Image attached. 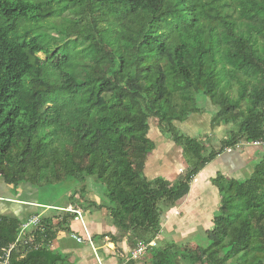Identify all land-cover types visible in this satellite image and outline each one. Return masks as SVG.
Listing matches in <instances>:
<instances>
[{"label": "trees", "instance_id": "16d2710c", "mask_svg": "<svg viewBox=\"0 0 264 264\" xmlns=\"http://www.w3.org/2000/svg\"><path fill=\"white\" fill-rule=\"evenodd\" d=\"M200 96L216 108L212 131L232 125L215 154L177 129L201 114ZM151 120L182 149L188 167L177 181L145 177ZM257 142L264 0H0V188L41 195L94 177L106 190L99 209L117 234L103 239H127L134 250L155 242L150 264H193L180 246L157 241L164 209L188 196L218 154ZM254 148L263 155L250 177L212 180L221 201L208 245L198 246L205 264H264V146ZM76 195L79 206L86 186L69 201ZM69 216L56 226L41 219L9 264H58L50 246L69 231ZM23 227L0 214V254Z\"/></svg>", "mask_w": 264, "mask_h": 264}, {"label": "crops", "instance_id": "0c3cea01", "mask_svg": "<svg viewBox=\"0 0 264 264\" xmlns=\"http://www.w3.org/2000/svg\"><path fill=\"white\" fill-rule=\"evenodd\" d=\"M148 137L154 143L155 150L148 158L145 173L148 176L150 175L151 180L162 178L161 176L165 175L164 179L170 182L177 181L183 174L180 171L185 172L187 168L186 163L184 164L183 161L182 149L165 137L159 127H156V124H154V127H150ZM226 139L224 138L223 141ZM245 154H248V156ZM254 156L256 158L260 157V150L246 145H241V147L236 149H228L218 154L195 177L196 182L191 184L188 196L177 203L171 212L168 211L163 214L161 235L165 232L174 233V239L204 237L206 231L212 226V219L220 207L221 200L218 190L212 185V180L218 175L225 178L229 176L227 179L235 180H240V176L245 178V174L249 173V166L259 159L251 160L250 158ZM158 162L161 163L160 169H165L164 172L158 170L159 168L152 171L154 166L158 167ZM250 162L251 164H249ZM148 166H150V170H147ZM0 189V214L19 219L22 222L24 227L21 231V238L31 235L37 227L42 226L41 219H52V226H56L62 220L61 215L64 217L69 216V213L66 214L61 209L78 207L82 211L84 225L80 221H76V217L74 219L69 218L67 220L69 231L57 232L56 238L50 246L53 252L60 254L62 257L58 264H94L91 259L89 261L91 252L96 256L99 264L128 263V258L134 249L130 246L127 239H118L119 241L114 243L110 237L102 238V236L110 233L112 235L117 234L109 222L108 211L105 208L99 209V206H102L103 203L93 193H88L85 201L83 200L82 202L80 200L81 204L79 206L75 204L76 199L79 200V196L76 195L75 200L69 201L70 203L67 207L61 208L54 204L42 203L39 200L40 194H38V191L31 188L26 189L23 186L19 188L20 197L28 196V198L6 197L3 194L11 188L2 186ZM212 196L215 198V202L209 206L208 200H211ZM56 210H59V212H56ZM175 211H178V214H174ZM63 212L64 214H60ZM55 217L60 218L56 219ZM178 223L180 224L178 225ZM31 229L32 231L28 232ZM85 230L93 238L95 251L87 242L79 244L74 238H83ZM199 233L200 236L196 237L195 234ZM85 245H88L90 250L85 249L83 247ZM147 257L144 256L138 264L143 263ZM146 263H148L147 260Z\"/></svg>", "mask_w": 264, "mask_h": 264}, {"label": "rangeland", "instance_id": "374dc122", "mask_svg": "<svg viewBox=\"0 0 264 264\" xmlns=\"http://www.w3.org/2000/svg\"><path fill=\"white\" fill-rule=\"evenodd\" d=\"M161 26H165L163 23L160 24ZM42 58H44L43 55H40ZM102 106L105 107V104L102 103ZM198 108L201 111V114H194V115H190L189 118L187 119L186 122H184L183 124H180V126H177L178 131L180 132V134L186 136V137H190V138H195L198 142L199 145H201L203 148H205L206 153L205 154H215L217 152H219V150L221 149V143L223 141L224 138H228L229 136V132L232 129V125H223L221 127H218L216 129H214L213 131L211 130V123H212V117L216 111V108H214L213 106L210 105V103L203 97L200 96V102L198 105ZM151 127H154V124H156V127L158 128L157 123L154 120H151L149 122ZM241 146H238V148ZM260 150V157L254 156L252 159H258L256 161H254V163L252 165L249 166V175L251 176L254 170L255 165L257 164V162H259V160L261 159L262 155H263V150ZM248 156V154H245ZM184 164L186 163L185 159H183ZM251 164V162L249 163ZM157 166H154L152 171L154 169H158L161 172H164V168L160 169L161 163L158 162ZM186 166L188 167L187 163ZM150 166L147 167V170H150ZM187 170V168H186ZM248 174H245L246 177H242L240 176V180H245L248 178ZM145 177L148 178V180L151 181L150 179V175L148 176L145 173ZM163 179L164 176H161ZM229 176H226V178H228ZM157 179V178H156ZM155 180V179H153ZM84 186H86L87 189V194L88 193H93L94 196H96L97 198H99L103 204H106L105 202V195H106V190L105 187L102 184H99L96 181V178L92 177L86 180L85 183H77V182H68L66 184H59L53 187H49L48 189L44 190L41 192V195L39 196V200L42 203H48V204H54L57 206H60L61 208L67 207V205H69V196L78 193ZM210 186V185H209ZM208 186V187H209ZM22 188V186H20ZM26 189H28L29 187L27 186H23ZM209 189V188H208ZM6 197H10V198H25L28 196H22L20 197L21 193H19V188L18 189H10L9 191H6V193L3 194ZM221 201V200H220ZM215 202V198L212 196V199L208 200V204L209 206L211 204H213ZM165 212L167 213L168 211H172V209H164ZM203 211V210H202ZM201 211V212H202ZM176 212V213H175ZM174 214H178V211H175ZM200 212V213H201ZM199 213V214H200ZM109 222L111 223V220H109ZM180 223H178L179 225ZM190 224V223H189ZM32 231L28 230V232ZM196 237L200 236L199 234H195ZM205 236L204 237H199L196 239H191L190 237H185L184 239H174V233H163L161 235V237H158L157 241L161 244V246H164L167 243H174L177 246H180L181 249L184 251L182 257L183 258H191V261L193 264H205L204 262H202V256H201V252L198 249V246H202L205 245L207 246L208 244L206 243L207 241L205 240ZM206 241V242H205ZM207 244V245H206ZM159 246V244L157 245ZM85 249L90 250V248L88 247V245L83 246ZM203 247V246H202ZM91 252V251H90ZM93 255V253L91 252V255L89 257V261L90 259L92 260V263L94 262V264H99L98 259L96 258V256ZM98 256V254H97ZM151 256L149 255L141 264H150L149 262L151 261ZM146 260L148 261V263H146Z\"/></svg>", "mask_w": 264, "mask_h": 264}, {"label": "built area", "instance_id": "2783aa9c", "mask_svg": "<svg viewBox=\"0 0 264 264\" xmlns=\"http://www.w3.org/2000/svg\"><path fill=\"white\" fill-rule=\"evenodd\" d=\"M253 146L259 147V146H264V144L257 142V143H254ZM180 172L183 173L182 170ZM193 182H196V179H194ZM61 210L65 211L66 213L74 215L76 217V221H80L84 225L83 213L78 207H69V208L61 209ZM74 238L76 239L77 243H79V244L87 242L90 245V247L95 251L93 238L87 232V230H85V234H84L83 238H81V237H74ZM23 241H24V243H23L24 246L21 245L22 244V238H21V234H20L18 239L13 244H11L8 249L3 250L2 254H0V264H9L11 254L14 251L19 250V248L25 247L26 241L25 240H23ZM27 241L31 243L33 241V239L30 238ZM155 244H156L155 242H152L150 244H145V243L138 244L137 248L130 254L127 262H129L130 260L131 261L140 260L141 258L146 256L147 252L149 251V248L155 247ZM21 254L25 255L24 253H21ZM123 264H127V263H123Z\"/></svg>", "mask_w": 264, "mask_h": 264}, {"label": "bare ground", "instance_id": "6f19581e", "mask_svg": "<svg viewBox=\"0 0 264 264\" xmlns=\"http://www.w3.org/2000/svg\"><path fill=\"white\" fill-rule=\"evenodd\" d=\"M83 225V224H82Z\"/></svg>", "mask_w": 264, "mask_h": 264}]
</instances>
